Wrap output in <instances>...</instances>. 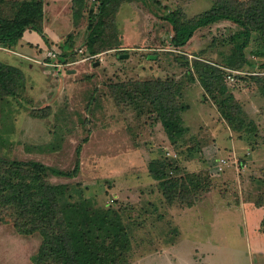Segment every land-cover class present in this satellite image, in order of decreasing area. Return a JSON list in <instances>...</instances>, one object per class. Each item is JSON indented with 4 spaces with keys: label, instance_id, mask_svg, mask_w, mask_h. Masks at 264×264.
Here are the masks:
<instances>
[{
    "label": "rangeland",
    "instance_id": "obj_1",
    "mask_svg": "<svg viewBox=\"0 0 264 264\" xmlns=\"http://www.w3.org/2000/svg\"><path fill=\"white\" fill-rule=\"evenodd\" d=\"M217 1H123L113 29L124 50L87 57L79 51H84L87 11L75 27L71 0H46L63 36L49 46L61 53L60 43L67 49L72 38L68 49L81 60L64 65L56 76L51 65L29 67L22 57L0 50L1 61L24 74L19 94L0 102V155L70 173L78 161L76 173L49 172L48 180L68 186L64 200L87 197L96 207L119 210L131 241L127 264H264V96L251 77H223L246 120L257 126V135L239 139L193 66L198 60L222 64L235 46L229 33L242 28L220 20L198 27L175 48L172 26L162 18L173 12L180 22L193 20ZM98 2L87 5L96 9ZM245 54L251 64L239 69L257 70L263 58L255 57L251 46ZM156 78L180 84L176 97L188 104L181 112L188 132L178 147L170 144L148 102L130 101L125 92L131 86L121 88ZM164 155L175 157L184 171L208 173L210 191L192 206L165 202L147 171L151 158ZM40 242L38 233L22 234L0 220V264H36L32 256Z\"/></svg>",
    "mask_w": 264,
    "mask_h": 264
},
{
    "label": "trees",
    "instance_id": "obj_2",
    "mask_svg": "<svg viewBox=\"0 0 264 264\" xmlns=\"http://www.w3.org/2000/svg\"><path fill=\"white\" fill-rule=\"evenodd\" d=\"M71 1V17L75 27L87 11V33L84 47H81L84 51L81 52L95 55L111 49L118 50L117 53L124 50L113 29L114 17L123 1L134 0H98L96 9L88 7L87 0ZM162 18L172 26L170 43L175 48L184 46L198 27L220 20H230L242 28L229 33L235 46L222 64L198 60L193 66L199 70V81L214 100L226 125L237 133L235 136L241 139L245 135H257L255 122L249 120V117L246 120L239 101L223 77L226 76L225 68L239 69L251 64L245 54V48L251 46V53L263 58L260 67L251 71L245 69L250 72L248 75L236 73L234 79L251 77L258 83L264 96V0H218L206 12L186 22H180L173 12ZM43 21V0H0V44L13 47L24 31L30 29L39 33L46 45H49L51 41L43 31ZM72 43L71 38L67 47ZM64 44L60 43L63 49L59 55L60 60L66 62L76 59L75 51L66 49ZM23 75L19 66L0 60V102L10 95L19 94L18 91L23 86ZM127 86H131L125 92L129 100L135 102L136 98H141L147 101L150 108L148 111L155 112V118L161 123L170 144L178 147L179 140L184 139L188 132L181 116L188 104L176 97L181 93L180 84L173 79L156 78L155 81L142 84L127 82L121 88ZM134 106L141 108L138 103H134ZM32 111L33 116L44 115L42 112ZM187 149L190 150L189 146ZM77 170L78 161L71 173H76ZM147 171L157 181L164 201L169 204L178 201L179 204L192 206L212 186L208 173L184 171L173 156L151 158ZM49 172L71 174L53 169L37 160H17L0 155V220L10 221L22 234L36 232L40 235L41 242L32 256L33 262L127 264L131 241L119 210L112 206L96 207L87 197L74 201L64 200L68 186L50 182Z\"/></svg>",
    "mask_w": 264,
    "mask_h": 264
},
{
    "label": "crops",
    "instance_id": "obj_3",
    "mask_svg": "<svg viewBox=\"0 0 264 264\" xmlns=\"http://www.w3.org/2000/svg\"><path fill=\"white\" fill-rule=\"evenodd\" d=\"M67 1H70V0H67ZM43 9H44L43 31L46 34V36L48 37L49 41L58 43V41L62 40L63 36L60 35L62 31L60 33L58 31L61 28L57 29L56 27H54V24H53L54 22H57V20H58V19L54 18V16H56V12L53 13L52 16H51V13L47 9V6H46V0H44V2H43ZM73 26L67 28L66 32L67 33L71 32L72 29H73ZM78 32L81 33L80 30H78ZM84 33H85V31H83V34ZM44 45H46V43L44 42L43 38L41 37V35L39 33H37L34 30L27 29V30L24 31L23 36L17 42L16 45H14L13 47H9V48L5 47V46H2V47H0V50L1 51H8V52H11V53L19 56V57H22L24 59V61L27 63V65H29V67H30V66H32L33 63H35V64H40V63H37V62H35L33 60H30V59H28V58H26L24 56H28V57H31V58L32 57L39 58L40 57L39 49H40L41 46H44ZM18 49L24 50V52H22V51H20ZM21 54L24 55V56H22ZM95 64H97V62ZM54 74L56 76H58L59 72L54 73Z\"/></svg>",
    "mask_w": 264,
    "mask_h": 264
},
{
    "label": "built area",
    "instance_id": "obj_4",
    "mask_svg": "<svg viewBox=\"0 0 264 264\" xmlns=\"http://www.w3.org/2000/svg\"><path fill=\"white\" fill-rule=\"evenodd\" d=\"M0 47H2V45L0 44ZM40 57L37 58V57H28V56H24L30 60H33L37 63H45V64H48V65H51L53 66L54 70L56 72H59L61 71V69L63 68L64 65H72L74 64L75 62L77 61H80L81 59H74V60H67L66 62H64L63 60H60L59 58V55H60V52L53 46H49V45H44V46H41L40 49ZM80 52L82 51L81 49L79 50ZM100 53L98 54H95V55H87V57H93V56H96V55H99ZM226 69V76L233 80L234 79V76L236 73H244V72H247L245 69H229V68H225ZM264 72V71H262Z\"/></svg>",
    "mask_w": 264,
    "mask_h": 264
}]
</instances>
